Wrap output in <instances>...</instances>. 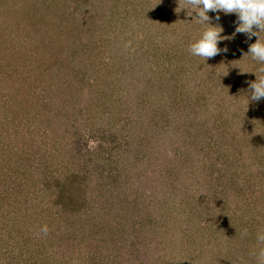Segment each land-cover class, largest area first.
<instances>
[{
  "label": "rangeland",
  "instance_id": "obj_1",
  "mask_svg": "<svg viewBox=\"0 0 264 264\" xmlns=\"http://www.w3.org/2000/svg\"><path fill=\"white\" fill-rule=\"evenodd\" d=\"M89 1L0 0V264H253L264 101L246 104L256 77L241 72L260 67L243 56L257 37L209 12L232 38L204 61L188 46L206 25L184 0H119L87 8L91 42L68 45L72 27L64 45L42 42ZM48 70L60 76L41 91ZM18 200L37 218L7 227Z\"/></svg>",
  "mask_w": 264,
  "mask_h": 264
},
{
  "label": "clouds",
  "instance_id": "obj_2",
  "mask_svg": "<svg viewBox=\"0 0 264 264\" xmlns=\"http://www.w3.org/2000/svg\"><path fill=\"white\" fill-rule=\"evenodd\" d=\"M184 2L189 7H180L179 11L187 9L188 15L195 13L193 19L206 25L188 46V51L193 56L202 57L206 61L228 51L226 47L221 48L218 45L232 37L222 35L223 28L210 23L209 12L216 13L217 21L220 19L221 12L236 15L237 22L233 37L235 34H245L248 40L257 37L255 43L249 45L248 52L243 56H250L251 60L260 67L256 71L240 72L254 73L256 77L255 81L249 84V98L245 99L246 104L249 100L264 101V39L260 37V33L264 31V0H184ZM254 28L259 31H255ZM257 72L260 74L257 75ZM42 231L46 234L47 226H44ZM242 235L246 236L247 232ZM256 240L261 246L254 249L253 255L256 257L257 264H264V231L257 232Z\"/></svg>",
  "mask_w": 264,
  "mask_h": 264
},
{
  "label": "trees",
  "instance_id": "obj_3",
  "mask_svg": "<svg viewBox=\"0 0 264 264\" xmlns=\"http://www.w3.org/2000/svg\"><path fill=\"white\" fill-rule=\"evenodd\" d=\"M119 0H92L91 2L89 1V2H87L88 4H86L87 6H85V8H81V9H85V11L83 12V15L81 14L82 13V11L80 12H77V13H75V14H73L72 12H71V10L70 11H67V12H65L64 13V16L62 17V19H61V22H59V24H58V26H54V29H53V32L51 33V31H45L44 33H45V35H44V38H41L42 39V42H44V44H46L47 43V41H49V39H50V37H51V35H52V39H53V41H51V44H53V45H64V43H66L67 41H68V38H69V32H70V28L72 27V35H70V37H71V40L70 41H68L67 43H68V45H71V44H73L74 42H75V40H76V38H78L79 39V37L80 36H82V37H84L82 34H85L86 32V34H87V36L88 37H86L88 40H89V42H91L93 39L92 38H94V37H96V34H98V33H96L95 34V36L93 35V33H90V31L92 30V27H89L88 25V27L87 26H85V24H86V22L87 21H85L87 18H84L83 20H82V17L83 16H85V17H87V16H89V11H88V7L90 8V6H93L94 8L93 9H95V11H91L90 10V12L92 13H99L98 11L100 10V8L103 6V7H108L109 5H115V4H117V2H118ZM86 3V2H85ZM104 9L105 8H103V12H102V22H106V23H108L107 22V20H106V14H105V11H104ZM48 10H50V8L48 9ZM54 11H57V9H55L54 8V10H53V12ZM86 11H87V13H86ZM52 12V13H53ZM49 13H51V12H49ZM58 12H56V14H57ZM108 17V16H107ZM77 19H79V20H82L78 25L77 24H75V26L74 25H64L65 23H64V21L65 22H73V23H76V21H77ZM121 20H123V19H121ZM83 22V24H81ZM57 25V24H56ZM106 29V28H105ZM96 30H97V27H96ZM101 30H102V26H101ZM102 32V31H101ZM102 34H105V32H102L101 33V35ZM62 37V38H61ZM61 38V39H60ZM165 40V42H166V44L164 45V47H168L167 49L168 50H170L171 51V43L169 42V40H167V39H164ZM66 41V42H65ZM55 42V43H54ZM91 47H93L92 45H91ZM103 49H104V47H102ZM113 48H115V47H110L109 48V50H112ZM117 48H115V50H116ZM109 53H110V51H108ZM56 67L57 68H59L57 65H56ZM145 75L146 74H142L141 75V77H145ZM43 76H44V82H43V85H41L42 87L41 88H39V90H41V91H43V90H48V89H51V87L50 86H48L49 84H51V82L52 83H56L57 81H58V76H60L59 74H58V70L57 71H53V72H51V71H49L48 70V72H44V74H43ZM78 81H79V78H78ZM138 83H140V81L138 82ZM105 85H107V82L105 83ZM71 87V86H70ZM33 91H34V89H32ZM62 92H63V90H62ZM105 93H107V95H108V92H106V91H104ZM30 94V93H29ZM89 95V93L87 92V94H86V96H88ZM90 96V95H89ZM108 97V96H107ZM107 97H105V99L107 98ZM63 98V99H62ZM61 100H63V102H65V98L64 97H61L60 98ZM102 102H103V99H102ZM53 106H56V108H57V106L58 105H53ZM85 107H86V104L85 105H83V109H85ZM51 116V115H50ZM131 149H129L128 151H126V150H122L123 152L122 153H124L125 154V156H127V154H128V152L130 151ZM130 163H131V161H130ZM132 164V163H131ZM132 166H133V168L134 167H138L139 166V164L137 163L135 166L132 164ZM130 170H132V169H130ZM70 184H72V180L69 178V181L67 182V185H70ZM65 186V185H64ZM66 187V186H65ZM62 190H64V189H62ZM78 195V194H77ZM78 196H80V195H78ZM83 196V195H82ZM66 197H68L67 195H66V192H64V196L63 197H61V200H64V199H67ZM78 198L76 197V195H73V199H71L72 201H71V205L73 204V200H77ZM19 202H17V203H15V205H17V206H15V207H13V204L11 205V211L9 212L8 210H6L5 211V213L7 214H5V215H3L2 216V220L3 221H5L4 223H5V225L7 226V227H10V226H13L14 224H16V223H19V222H25V220H26V218H27V216L29 217L27 220L28 221H35V219L37 218L36 216H33L32 217V214L33 213H31L30 211L31 210H29V215H28V212H27V210H24L21 206H20V200H18ZM120 201V199H118V201H116L117 203ZM13 202V201H12ZM24 203H25V201H24ZM116 205V204H115ZM29 206H30V204H29ZM78 206H80V204L78 205ZM64 208V207H63ZM63 208H62V210H63ZM21 209V210H20ZM64 209H66V208H64ZM76 210H78L77 208L75 209V211ZM27 214V215H26ZM125 215L126 216H128V214L125 212ZM70 217V218H69ZM59 218H62V220H61V222L63 223V222H66V221H72V222H75V216L73 215H71L70 214V212H66L65 213V215H63L62 213H60V216H59ZM127 217H125V219H126ZM69 219V220H68ZM21 224H23V223H21ZM33 224H36L35 222H33ZM42 228V226H41V224H36L35 226L34 225H32L31 227L29 226V229L27 230V232L29 233H31L32 231L34 232L35 230H39V229H41ZM52 233H55V232H57V231H54L53 230V228H52V231H51ZM94 232H97L96 231V229H94ZM65 232H63V234H64ZM222 233H220L219 232V235H221ZM250 243V244H249ZM248 247H250V248H252V250L254 251V249H256L257 247H259V246H261V245H258V242H256V239H254V240H252V241H248ZM257 246V247H256ZM251 256V258H250V261L253 263V264H257V260H256V257L252 254V255H250Z\"/></svg>",
  "mask_w": 264,
  "mask_h": 264
}]
</instances>
